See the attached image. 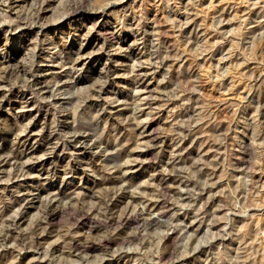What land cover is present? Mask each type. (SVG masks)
I'll list each match as a JSON object with an SVG mask.
<instances>
[{
    "label": "rangeland",
    "instance_id": "obj_1",
    "mask_svg": "<svg viewBox=\"0 0 264 264\" xmlns=\"http://www.w3.org/2000/svg\"><path fill=\"white\" fill-rule=\"evenodd\" d=\"M7 149L0 264H264V0H0Z\"/></svg>",
    "mask_w": 264,
    "mask_h": 264
},
{
    "label": "bare ground",
    "instance_id": "obj_2",
    "mask_svg": "<svg viewBox=\"0 0 264 264\" xmlns=\"http://www.w3.org/2000/svg\"><path fill=\"white\" fill-rule=\"evenodd\" d=\"M78 9V10H77ZM76 10H74V13H75V15H77V16H83V14L85 13V11H83V10H81V9H79V8H77ZM72 11H73V9H72ZM95 13V12H94ZM6 19H8V17H6ZM103 26V25H102ZM97 32V31H96ZM103 32V31H102ZM69 62V61H68ZM72 63V62H71ZM20 71V70H19ZM20 74H22L21 76L22 77H25V74H26V72H25V70L23 71V70H21V73ZM26 80H28V79H26ZM23 81H24V79L22 80L21 79V83H23ZM55 84H57V83H55ZM39 91H41V92H43L44 93V95L46 94H50L49 96H53V93H51V90L50 89H48V86H43L42 88H40V90ZM45 95V96H46ZM50 98V97H49ZM68 99V98H67ZM56 103V102H55ZM57 104V103H56ZM70 115V114H69ZM73 115V114H72ZM75 120V119H74ZM76 121V120H75ZM77 122H79V121H77ZM81 125V124H80ZM64 125H62V127H63ZM23 127V126H22ZM68 127V126H67ZM82 130H83V126L82 127H79V125H77L76 127L74 126V127H70V130H69V132H67V134H69L68 135V147H70V149L71 150H74L75 148H76V146H79V148H80V150H87V151H93V150H98L99 148H100V145L99 144H96V142H94L92 145H90L88 142H87V136H84L82 133H85V132H82ZM26 130H25V127H23V128H21V130L19 131V133H15L11 128H7L6 129V131H5V133L7 134V135H9L10 137H11V139H10V142H11V144H10V147H13V145H15V142H19V140H21V138H19V135H20V133H22V132H25ZM89 137V136H88ZM28 139V138H27ZM27 139H23V144H25V143H27L26 142V140ZM90 139V138H89ZM20 141V142H21ZM50 143H47V145H49ZM90 146H89V145ZM136 144V143H135ZM27 145H29V143L27 144ZM64 148L65 147H67L66 146V143H64ZM62 146V147H63ZM102 146V145H101ZM28 147V146H27ZM56 145H52L51 146V149H50V151H54L55 149H56ZM106 147V146H105ZM65 150V149H64ZM243 150V149H242ZM99 152H101V153H105L106 151L104 150H102V151H99ZM14 152L11 150V149H7V151H0V165H4V166H0V171H2V172H5V171H3V167H5V165H11L10 163L12 162V164H16V161H18L17 160V155L16 156H14V154H13ZM93 153V152H92ZM16 154V153H15ZM128 155V154H127ZM32 156H33V154H32ZM30 157V156H29ZM129 157V156H128ZM27 159H29V158H27ZM105 159V158H104ZM106 160H109V157H107L106 158ZM26 161H28V160H26ZM105 161V160H104ZM109 162V161H108ZM105 164V163H104ZM17 165V164H16ZM16 168V167H15ZM5 170V169H4ZM12 171H13V173L12 174H14L15 176H16V178H17V176L19 177H24V176H27V170H25L23 167L21 168V169H19V171L17 170H14V169H12ZM9 172V171H8ZM8 178H9V173H8ZM14 178V177H13ZM258 195V194H257ZM56 197V196H55ZM90 197V196H89ZM49 203V202H48ZM58 203H54V205H52V207L50 206V207H48L47 209H45V212H44V220H49V219H51V218H53L57 213H56V211L54 210L55 209V207H56V205H57ZM112 204V206H113V203H111ZM110 204V205H111ZM47 205V204H46ZM52 208V209H51ZM60 208V207H59ZM69 208H71L72 209V205H71V207H69ZM59 210V209H58ZM61 210V209H60ZM111 211V210H110ZM115 216V215H114ZM125 216V215H124ZM123 216V217H124ZM117 217V216H116ZM120 217H122V216H120ZM16 218V217H15ZM123 219V218H122ZM12 220V219H11ZM43 220V221H44ZM125 220H126V218H125ZM124 220V221H125ZM12 222V221H11ZM15 223V222H14ZM44 223V222H43ZM116 223V222H115ZM117 225V224H116ZM148 225V224H147ZM118 226V225H117ZM38 239H40V238H38ZM37 240V239H36ZM4 241V240H3ZM105 246V245H104Z\"/></svg>",
    "mask_w": 264,
    "mask_h": 264
}]
</instances>
